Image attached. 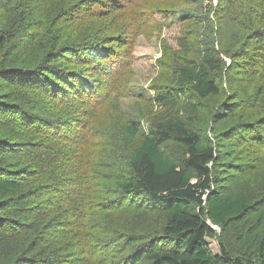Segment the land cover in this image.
Instances as JSON below:
<instances>
[{"label":"rangeland","instance_id":"rangeland-1","mask_svg":"<svg viewBox=\"0 0 264 264\" xmlns=\"http://www.w3.org/2000/svg\"><path fill=\"white\" fill-rule=\"evenodd\" d=\"M83 2L86 1L31 2L37 14L42 12L50 17L48 25H43L35 34L38 36L33 53L39 56L38 63L45 55L50 60L35 70L43 75V80L36 79L37 84L47 90H69L81 77V80H89L93 88L91 94L83 98L79 115L70 108L67 96L60 102L50 91L24 97V100L36 98L45 124L66 120L67 125L71 121L75 130L64 134L60 130L47 133L49 137L45 139L43 129H33L34 126L27 123L9 127L16 132L17 138H23L22 133L25 136L34 134L38 141L42 139L41 148V145L27 147L25 152L36 150L35 153L46 158L50 156L52 161L48 165L55 167L58 175L62 173L64 178L58 186H51L43 178L34 183H22L18 195L26 197L25 202H33V192L39 190L34 194L33 204L48 212V216L40 223L41 230H30L27 242L34 236L33 242L38 244L32 254H28L27 249L22 251L25 245H21L16 231L8 229L10 225L0 228L3 238L0 240V264H21L25 253L32 260L53 256V264H122L126 259L134 261L141 252L165 245L157 242L153 246L149 242L159 232L148 230V227L163 217L162 211L149 209L141 200L135 207L136 203L122 193L116 180L132 178L131 157L144 133L148 132L150 122L160 117L162 101L156 98L166 92H180L176 102L183 118L192 111L191 105L194 106L191 129L198 131L206 142L215 140L211 116L223 100L232 103L235 117L231 121L222 120L220 128L238 121H251L258 129L256 137L263 138L261 143L253 141L237 146L233 171L222 164L224 160L216 162L215 169L220 173L217 189L231 197L248 198L253 207L237 224L227 222L221 227L210 223L215 236L208 238L213 252L217 251V241H222L255 260L257 245L264 238V67L245 71L239 67L240 55L234 52L247 45L246 50L256 62L264 65V43L256 42L255 37L250 36L252 33L249 34L264 24V0H232L236 8L230 4V9L225 11L227 0H134L129 7L120 5L116 12L102 11L101 6L93 4L89 12L79 13L78 18L71 20V13L75 14ZM142 9L147 10L144 18L139 14ZM247 10L249 12L244 13ZM136 17L145 24L143 28H138ZM200 26H206L205 30L201 31ZM240 26L245 30L244 35L239 34ZM119 36L122 46L115 44ZM182 39L187 40L183 45ZM207 39L221 63V68L213 73L220 91L200 98L189 84L178 80L177 65L199 62L197 50ZM101 51L109 59L96 58V53ZM113 53L116 55L112 56ZM121 63L124 65L119 67ZM1 91L5 98L12 100L19 92L9 86L2 87ZM73 113L76 121L70 120ZM57 124H62L60 128L65 125ZM129 125L137 131L133 133ZM59 137L80 142L69 143L68 138L63 142ZM161 150L174 160H180L184 154V147L173 141L164 142ZM59 152L61 155H57ZM54 188L67 191V204L62 203V206L86 209L87 205L89 209L83 211L78 223L73 221V215L78 217V209H74L73 215L67 214V230L57 225L65 216L54 205L56 194L48 193ZM58 213L60 218L57 219ZM10 232L13 236L7 235ZM73 252L77 253L72 255Z\"/></svg>","mask_w":264,"mask_h":264},{"label":"trees","instance_id":"trees-1","mask_svg":"<svg viewBox=\"0 0 264 264\" xmlns=\"http://www.w3.org/2000/svg\"><path fill=\"white\" fill-rule=\"evenodd\" d=\"M32 1L3 0V3L0 4V228H8L10 225L11 228L8 229L16 231L15 234H18L20 242L23 243L21 245H25L22 251L27 249L28 254L34 253L38 246L36 242H33L34 236L27 242L30 230H41L40 223L46 219L48 212L42 211L37 204H33L36 201L34 194L39 190L33 192V202H25L27 198L20 197L17 192L21 189L22 183L28 181L34 183L43 178L51 186H58L62 181L61 178L64 177L62 173L58 175L55 167L48 165V162L52 161L50 156L46 158L41 153H35L36 150L25 152L27 147L33 148L41 145L39 147L41 148L44 143L42 139L38 141L36 135L27 134L25 136L22 133L20 135L23 138H17L16 132H12V128L9 127L15 123L18 125L27 123L34 126L33 129L36 127L39 128V131L43 129L45 139L49 137L47 133L54 131L60 130L63 131V134L67 131L74 132L75 129L71 121L67 125L66 120H64L65 122L57 120V123L65 124L62 128H60L62 124L58 126L56 122L47 121L45 124L46 120L40 112L41 107L36 98L24 100V97L32 95L36 97L40 93L45 94L50 91L51 96L60 102L67 96L70 99V108L78 111L79 115L82 112L80 107L83 104V98L87 94H91V88H93L89 80H81V77L79 80L76 79L79 81L77 84H71L69 90L60 88L47 90L37 84L36 79L43 80V75L35 70L43 62L48 60V63L50 60L45 55L38 63L39 56L33 53L38 36L35 37V34L43 25H48L46 23H49L50 17L42 12L37 14L31 6ZM85 1L77 8V14L71 13V20L78 18L79 13L89 12L90 8H93V4L101 6L102 11L116 12L119 11L120 5L129 7L134 0ZM227 1L228 5L223 8L224 11L230 9V4L233 6L232 0ZM146 12V9H142L139 12L140 17L144 18L143 14ZM246 12L249 11L244 13ZM183 18L185 17L183 16ZM135 21L139 29L144 27L145 24L137 17ZM205 28L206 26H200L199 29L204 31ZM244 32L245 30L240 26L239 34L244 35ZM249 34L255 37L256 42L264 43V24L253 29ZM186 41L182 39L181 45ZM115 44L122 46L123 42L120 36L116 38ZM245 47L234 52L236 53L234 55H240L238 58L240 61H237L239 67L245 68V71L255 67H264L256 62L255 57ZM244 49L245 52H243ZM197 54L199 62H182L177 65L178 80L189 84L193 92L200 98L219 93V85L213 73L221 68V63L216 58L208 39L205 42L202 41ZM113 55L116 54L113 53ZM50 58L54 59L52 53ZM96 58L103 60L109 59V56L101 51L99 54L96 53ZM112 61L115 62L116 59L113 58ZM123 65L121 63L119 67ZM111 71L113 72L112 67ZM7 86L19 91L16 92L18 94L15 96V100L4 97L5 93L1 91V88ZM21 92L23 94H20ZM179 93L166 92L157 95L156 99L162 101L163 109L160 117L150 122L148 132L144 133L140 144L134 150L130 160L132 178L116 180V185L119 186L122 193L128 195L133 203H136L135 207L141 200L142 203L148 205L149 209L158 208L162 211L163 217L148 227V230L159 232L149 242L153 246L157 242H164L165 245L161 247L162 249L141 252L134 261L126 259L122 264H264V238L257 245L255 260L229 248L222 241H217V251L213 252L208 243V238L212 239L215 236L210 223L221 227L227 222L237 224L253 207L248 198L231 197L222 194L217 189L220 173H217L215 169L216 162L224 160L222 164L227 166L229 171H233L237 146L253 141L261 143L263 138L256 137L258 129L251 121H238L220 128L222 120L231 121L235 117L231 107L232 103L223 100L211 116L213 122L211 132L215 140L213 143L206 142L198 131L191 129L192 114L196 110L191 103L189 104L192 106L190 114H186L185 118L180 116L176 102V96ZM65 109L67 106L62 110L65 111ZM70 120H77V118L75 120L74 113ZM261 125H263L262 122ZM129 126L132 127L130 129H133V133L137 131L132 125ZM67 138L60 139L67 142ZM68 140L69 143L78 141L72 138H68ZM166 141H173L184 147V154L180 160H174L163 154L161 146ZM227 141L230 142L226 144ZM226 145L232 147L235 145L236 147L230 149ZM57 155H61V153L59 152ZM30 157L31 159H28ZM63 158L66 159V156ZM61 162H63L62 158ZM58 165L60 166V164ZM54 172L56 175H53ZM48 193L56 194L54 205L59 213L65 216V220H58V227H65L67 230V214L73 215L72 212L76 211L74 209L80 211L77 218L73 215L75 223H78L82 218L83 211L89 210L87 205L86 209L77 205L78 208L74 206L71 209H67V205L62 206V203L67 204V191L54 188L49 189ZM60 193L63 195H58ZM59 213L56 215L57 219L60 218ZM52 230H54L53 226ZM7 235L13 236L11 232ZM2 239L0 237V240ZM27 253L22 256L21 264L54 263L51 261L53 256L32 260V257ZM76 253L73 252L72 255ZM93 253L100 254L96 251Z\"/></svg>","mask_w":264,"mask_h":264}]
</instances>
